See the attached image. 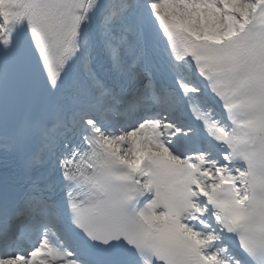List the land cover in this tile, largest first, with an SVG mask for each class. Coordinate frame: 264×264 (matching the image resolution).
<instances>
[{
	"label": "snow or ice",
	"instance_id": "6c2138e0",
	"mask_svg": "<svg viewBox=\"0 0 264 264\" xmlns=\"http://www.w3.org/2000/svg\"><path fill=\"white\" fill-rule=\"evenodd\" d=\"M0 264H264V0H0Z\"/></svg>",
	"mask_w": 264,
	"mask_h": 264
}]
</instances>
